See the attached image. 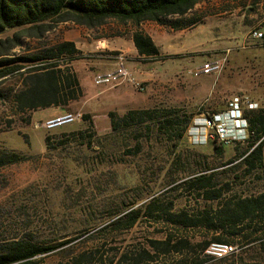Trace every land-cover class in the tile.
<instances>
[{"label":"rangeland","instance_id":"rangeland-1","mask_svg":"<svg viewBox=\"0 0 264 264\" xmlns=\"http://www.w3.org/2000/svg\"><path fill=\"white\" fill-rule=\"evenodd\" d=\"M189 19H197L198 23L180 31L146 22L136 28L116 20L93 30L72 22L60 23L42 40H24L17 55L45 51L63 41L74 42L82 49L84 58L69 65L77 72L84 97L70 103L66 113L88 114L91 118L48 131L42 128L44 121L34 116L45 115L44 110L23 115L16 109L15 95L22 89L23 77L8 76L0 82V149L30 157L0 170V242L29 235L41 245L57 246L55 252L43 258L44 264H264L262 244L234 243L237 250L232 255L220 260L209 257L197 245L219 237L227 239L228 235L205 227L144 221L129 230H105L112 213L136 208L166 190L173 151L164 139L154 136L146 139L140 154L134 150L127 154L118 141L108 145V151L100 156L96 137L109 134L111 123L104 117L94 122L90 110L101 109L96 107L97 101L89 105L90 110L86 105L85 94L91 96L105 89L94 83L96 67L112 66L115 57L123 54L127 63H136L140 68L165 69L168 79L160 92L153 93L151 82H145V93L129 85L131 92L134 97L150 94L156 107H175L191 118L200 109L222 110L237 95H246L264 107V38L254 40L250 36L253 30L264 34V0H206L184 18ZM136 30L156 34L169 57L156 64L139 58L132 41ZM16 31L7 30L0 39ZM228 49V63L220 76L190 74L206 62L221 59ZM106 102L108 99H101L99 104ZM28 116L32 117L29 124ZM91 122L97 135L93 147L77 139L63 150L54 149L62 135L85 131ZM46 136L52 138L49 152ZM135 140L134 134L127 138L129 149H133ZM181 143L179 149L215 157L212 145L194 148L185 139ZM235 147H225L223 161L235 157ZM234 189L240 195H250L263 191L264 182H258L253 175L237 180ZM166 198L174 202L177 213L220 206L186 200L178 194ZM170 238V246L182 239L195 252L163 251L158 244ZM140 255L149 257L138 263Z\"/></svg>","mask_w":264,"mask_h":264},{"label":"trees","instance_id":"trees-1","mask_svg":"<svg viewBox=\"0 0 264 264\" xmlns=\"http://www.w3.org/2000/svg\"><path fill=\"white\" fill-rule=\"evenodd\" d=\"M206 0H0V35L10 29H17L12 36L0 39V82L13 75H20L22 89L15 95V106L19 113L46 110L54 107L67 109L72 102L84 97L76 72L69 62L83 59L82 52L74 42H59L45 51L31 55H17L23 48L25 39L42 40L60 23H75L93 30L105 26L110 20L131 23L139 28L142 23L154 22L175 31L195 26L197 19L184 20L195 7ZM139 57L145 62L161 60L160 50L152 38L140 30L132 36ZM250 131L253 133L246 144L235 147L233 159L223 161L225 147L213 146L215 157L182 147L186 128L191 117L175 107H154L130 110L124 114L109 112L111 132L98 136L92 125L85 130L64 134L57 142L55 150H63L73 140H84L96 146L100 156L108 151V145L120 142L127 154L134 150L140 154L146 139L159 137L170 145L173 155L166 177L165 191L155 194L140 206H132L112 213L105 230L122 231L134 228L139 222L154 221L165 225L184 228L205 227L208 231L221 232L227 239L219 237L197 245L204 252L212 243L219 244H262L264 245V190L250 195H240L235 191L236 181L247 180L255 175L258 182H264V107L247 111ZM90 115L82 116L90 121ZM32 120L28 116L27 123ZM134 134L136 143L129 149L127 138ZM50 136L45 142L51 150ZM261 141V142H260ZM110 142V144H109ZM260 142V143H259ZM259 143V144H258ZM106 151V152H107ZM30 157L0 149V170L28 161ZM220 160V162H217ZM243 171V174L239 175ZM178 194L186 200L220 206L195 212L174 211V202L168 195ZM232 241H231V240ZM172 244L159 243L163 251L188 250L194 247L186 240ZM57 246H46L36 242L29 235L0 242V264H44L43 258L57 250ZM149 257L140 255L138 263Z\"/></svg>","mask_w":264,"mask_h":264},{"label":"built area","instance_id":"built-area-1","mask_svg":"<svg viewBox=\"0 0 264 264\" xmlns=\"http://www.w3.org/2000/svg\"><path fill=\"white\" fill-rule=\"evenodd\" d=\"M250 36L254 40L264 38V34L258 30H253ZM229 52L230 50L228 49L226 55L221 59L206 62L197 70L191 71L190 74L194 77L211 74L220 76L227 66ZM115 59L117 61L116 68L106 73L97 74L94 77L95 85L100 87H118L127 84L133 86L138 92L145 93L147 88L144 83L138 81L134 73L128 68L127 57L123 54H118ZM259 108L260 105L248 96L237 95L228 101L222 110L210 111L200 109L191 118L186 128L184 139L190 147L194 148L208 145L234 147L246 144L253 134L250 131L246 112L258 110ZM81 118L82 115L80 113H65L44 121L42 128L51 131L71 124ZM236 250V247L233 245L212 243L205 252L209 257L220 260L232 255Z\"/></svg>","mask_w":264,"mask_h":264},{"label":"crops","instance_id":"crops-1","mask_svg":"<svg viewBox=\"0 0 264 264\" xmlns=\"http://www.w3.org/2000/svg\"><path fill=\"white\" fill-rule=\"evenodd\" d=\"M146 23H154V22H146ZM156 26L158 25H155V27ZM145 34H147L148 36L152 38L153 42L160 50L161 56H167L166 55L167 53L164 52L163 45L158 40L157 35L152 34L151 32H148ZM159 35L161 36V34ZM77 49L80 51L82 50L79 47H77ZM161 60H156L153 62L156 64V63H159ZM116 66H117V61L115 62L114 65L109 66V67H104V68L96 67L94 74L97 75V74L106 73L108 71L115 69ZM127 66L137 77L138 81L144 84L145 82H151V89L154 90L153 93L160 92L161 89H163V87L161 86H163V84H165L168 79V74H166L165 69H161L159 67H154L153 69H143V68H140L136 63H127ZM174 77H175L174 78L175 84H178V79L176 78L177 76H174ZM85 97L87 99L86 105L88 106L89 110H90L89 105L95 101H97L96 107L101 108L96 111L90 110V114L94 118L95 123L99 117L108 118L109 112H112V111L118 112L119 114H124L130 110L154 108L156 107V104H157L156 102H154V98L150 94L147 95L146 97L144 96L134 97L133 93L130 90L129 85H122L118 87H105V89L101 91L100 93L94 94L91 96H87L85 94ZM101 99H108V102H106V104L100 105L99 103ZM44 112H45V115H42L41 117H37L38 114L35 113L34 114L35 120H38L40 118L39 120L45 121L50 118H55V117L65 114L67 110L62 107H54V108L46 109L44 110Z\"/></svg>","mask_w":264,"mask_h":264}]
</instances>
